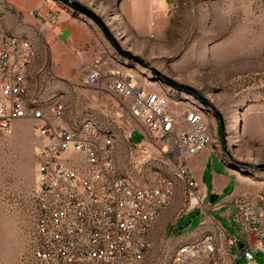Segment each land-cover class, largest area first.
<instances>
[{
	"label": "rangeland",
	"instance_id": "1",
	"mask_svg": "<svg viewBox=\"0 0 264 264\" xmlns=\"http://www.w3.org/2000/svg\"><path fill=\"white\" fill-rule=\"evenodd\" d=\"M49 1L0 0V30L29 40L36 53L27 75L29 97L38 106L59 99L65 125L95 123L101 138L111 139L119 175L133 185L151 187L158 177L165 178L172 196L168 204L165 201L163 213L175 208L178 218L187 212L186 185L178 163L152 145H146L143 157L131 155V144L142 142L144 129L130 115L131 100L113 94L107 80L98 88L82 84L97 59L104 74L124 67L140 86L156 88L168 98L177 117L185 110H197L210 137L207 146H218L241 173H264V0H180L166 26L149 36L130 33L117 18L116 4L102 11V4L93 0H55L68 17L60 24L49 22L47 15H53L45 12ZM38 14L43 23L38 22ZM38 142L29 121H18L9 134H0V259L11 264L28 254ZM257 187L252 200L261 201L260 218L263 181ZM195 215L184 218L176 229L192 222ZM150 242L142 264L171 261L174 251L164 231H157ZM254 260L264 264V251Z\"/></svg>",
	"mask_w": 264,
	"mask_h": 264
},
{
	"label": "built area",
	"instance_id": "2",
	"mask_svg": "<svg viewBox=\"0 0 264 264\" xmlns=\"http://www.w3.org/2000/svg\"><path fill=\"white\" fill-rule=\"evenodd\" d=\"M46 18L51 22L55 16ZM27 62V51L0 34V134H9L18 121H29L39 139L28 254L15 264H142L143 231L150 230L153 212L167 201L169 185L158 177L154 186L131 189L113 170L111 139L94 137L90 128L70 133L59 99H53V106L39 105L43 113L26 112L22 66ZM101 64V59L94 62L83 86L98 88L107 80L113 94L131 100L130 115L144 127L142 142L131 144V155L143 157L146 145H152L178 163L188 184L185 210L200 208L202 196L187 162L204 149L205 126L187 110L177 117L164 95L146 92L129 72L113 69L104 74ZM260 202L239 199L234 204L237 222L248 237L241 253L248 264H255L256 254L264 251L261 233L251 240L256 231L250 224L262 212ZM0 264L11 263L0 259ZM174 264H213L210 241L178 253Z\"/></svg>",
	"mask_w": 264,
	"mask_h": 264
},
{
	"label": "crops",
	"instance_id": "3",
	"mask_svg": "<svg viewBox=\"0 0 264 264\" xmlns=\"http://www.w3.org/2000/svg\"><path fill=\"white\" fill-rule=\"evenodd\" d=\"M92 2L101 3L100 10L102 11L116 4L117 18L124 22L130 33L149 36L152 33H158L166 26L180 0H93ZM49 11L55 16L53 22L60 24L67 20L68 13L55 0L49 1L45 7V12ZM37 16L38 22L43 23L42 16L39 14ZM61 30L65 31L64 28ZM144 89L148 93L158 92L156 88L148 89V86ZM169 110L176 114L173 106H170ZM192 111L201 115L200 122L203 126L202 114L195 109L188 110L189 113ZM203 134L208 135L206 132ZM187 167L197 186L198 193L202 196V204L209 199L210 201L207 205L187 211L178 218L174 216L175 208L166 210L152 225L151 239L157 231H164L175 253L181 245L200 240L207 235L213 236L217 247L220 248L221 264H239L241 261L247 263L241 253L248 246V237L241 231L237 222L234 204L239 199H252L256 196V191L259 190L257 183L262 181L264 183V173L252 175L239 172L228 163L221 149L216 145H209L200 151L187 162ZM195 213L192 220L196 219L198 223L192 221L179 230L176 229L179 222ZM234 222L238 225L237 228ZM250 226L256 231L251 236V240L257 238L258 232L262 234L261 237L264 240V214ZM182 230L185 232L179 233Z\"/></svg>",
	"mask_w": 264,
	"mask_h": 264
},
{
	"label": "bare ground",
	"instance_id": "4",
	"mask_svg": "<svg viewBox=\"0 0 264 264\" xmlns=\"http://www.w3.org/2000/svg\"><path fill=\"white\" fill-rule=\"evenodd\" d=\"M0 34L2 35L3 38H5L7 41H9V43H15V44H19L23 47V49H25L27 51V56H28V62L25 63L24 66H22V74H25V85H24V98H28L25 99V107H26V112L29 113H43V109L40 108L33 99H31L29 97L28 94V86H27V75L28 72L31 68V65L33 64L34 60H35V50L32 46V44L30 43L29 40L19 37V36H15L12 34H6L4 32H2L0 30ZM118 70L121 71H125L124 67L122 68H117ZM126 72V71H125ZM53 106V103L50 105ZM60 110H61V114H62V119H64V114H65V110H64V106L62 104V102L60 101ZM191 114H195L197 116V120L201 121V115L198 114L196 111H192ZM65 125V124H64ZM66 128H68L70 130V133H80V132H84L87 131L88 128L92 129V135H94V137L97 138H101V134H100V130L99 128L96 126L95 123H93L92 121L86 120L84 122H82L79 126H69V125H65ZM203 142H204V148L209 144L210 142V137L206 134H203ZM112 151V148H111ZM112 156H113V152H112ZM113 170L114 172L117 173V175H119L117 168H116V164H115V160H114V156H113ZM182 177V174H181ZM161 178V180H165V184L169 185V194H167V198L172 196V190L170 188V184L169 182L163 178L162 176L159 177ZM183 179V178H182ZM121 180L124 182H127V184H130V188L131 189H135V190H144V187H140V186H136L133 185L132 183H130L129 181H127L126 179L121 177ZM185 185H186V207H187V191H188V184L187 181H184ZM165 209V201H163V205H160V211H155L153 212V223H151V228L150 230H144L143 231V245L144 247H142V261L145 260L146 256L148 255V252L150 250L151 247V230H152V225L155 223V221L160 217V215L163 213ZM205 239H208L210 241V249H211V254H212V259H213V264H221L220 260H219V249L216 245V239L213 236H205L200 240L194 241V242H190L188 244H184L181 245L180 247H178L173 255V258L171 259L170 262H168L167 264H174L175 262V257L178 256V253H181L182 251L185 250H193L194 247H203L205 246Z\"/></svg>",
	"mask_w": 264,
	"mask_h": 264
},
{
	"label": "water",
	"instance_id": "5",
	"mask_svg": "<svg viewBox=\"0 0 264 264\" xmlns=\"http://www.w3.org/2000/svg\"><path fill=\"white\" fill-rule=\"evenodd\" d=\"M76 7H77L79 10H82L83 12H85V13H87V14L90 15V12L86 11L84 8H82V7L78 6V5H76Z\"/></svg>",
	"mask_w": 264,
	"mask_h": 264
}]
</instances>
